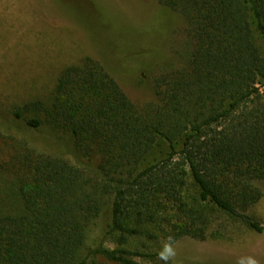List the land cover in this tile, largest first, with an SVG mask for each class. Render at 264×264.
I'll return each instance as SVG.
<instances>
[{"label": "trees", "instance_id": "trees-1", "mask_svg": "<svg viewBox=\"0 0 264 264\" xmlns=\"http://www.w3.org/2000/svg\"><path fill=\"white\" fill-rule=\"evenodd\" d=\"M158 2L186 38L177 64L148 65L155 102L138 107L85 57L60 70L48 103L12 112L50 149L2 164L0 264H143L133 257L153 254L128 248L137 237L204 240L226 219L263 231L249 208L264 182V0ZM159 141L167 151L145 162ZM93 221L109 230L88 246Z\"/></svg>", "mask_w": 264, "mask_h": 264}, {"label": "rangeland", "instance_id": "rangeland-1", "mask_svg": "<svg viewBox=\"0 0 264 264\" xmlns=\"http://www.w3.org/2000/svg\"><path fill=\"white\" fill-rule=\"evenodd\" d=\"M185 35L183 17L158 0H0V190L8 181L2 164L13 163L17 151L49 153L45 134L12 112L34 100L48 103L61 69L85 57L100 60L130 100L143 107L156 101L148 65L158 71L170 61L177 64ZM259 43L264 54V42ZM23 115L33 112L23 109ZM166 151L159 141L145 162ZM257 184L263 195L249 212L264 226V182ZM218 223L210 229L220 228ZM108 230L91 222L87 245ZM213 230L219 234L204 240L182 237L173 244L137 237L128 248L153 254L133 257L143 264H264V229L256 232L226 219L221 230ZM103 240L105 247L116 246L114 233Z\"/></svg>", "mask_w": 264, "mask_h": 264}]
</instances>
